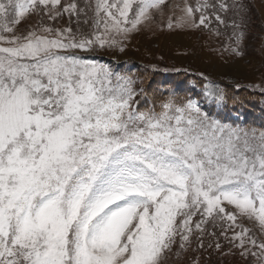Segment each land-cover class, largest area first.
Instances as JSON below:
<instances>
[{
    "label": "snow or ice",
    "instance_id": "6c2138e0",
    "mask_svg": "<svg viewBox=\"0 0 264 264\" xmlns=\"http://www.w3.org/2000/svg\"><path fill=\"white\" fill-rule=\"evenodd\" d=\"M250 27L246 0H0V264H264V127L101 59L196 32L242 59Z\"/></svg>",
    "mask_w": 264,
    "mask_h": 264
},
{
    "label": "rangeland",
    "instance_id": "374dc122",
    "mask_svg": "<svg viewBox=\"0 0 264 264\" xmlns=\"http://www.w3.org/2000/svg\"><path fill=\"white\" fill-rule=\"evenodd\" d=\"M250 8L251 27L249 39L245 44L246 55L234 58L227 53L224 56L212 51L219 47L223 38L208 41L207 35L196 33H144L133 38L128 50L121 55L104 54L102 62L125 71L131 70L139 76L140 71L149 70L156 75L157 81L148 79L145 87L149 90L156 86L176 89L198 98L202 107L212 115L226 122L242 123L243 105L226 103L217 106L205 102L202 97L203 85L212 81L222 88V84H237L260 92L258 85L264 84V0H246ZM162 57V59H161ZM156 65L155 68L152 66ZM204 73L208 80H204ZM200 78L198 82L194 79ZM162 82V83H161ZM257 114L261 116L258 110Z\"/></svg>",
    "mask_w": 264,
    "mask_h": 264
},
{
    "label": "trees",
    "instance_id": "16d2710c",
    "mask_svg": "<svg viewBox=\"0 0 264 264\" xmlns=\"http://www.w3.org/2000/svg\"><path fill=\"white\" fill-rule=\"evenodd\" d=\"M139 76H141L144 79L145 83L147 82L148 79L154 81V83L157 81L156 75L152 74L147 69L144 71H140ZM194 80L198 82L200 78H195ZM155 89H159L160 91H162V89L156 86L152 87L151 90H155ZM222 89L224 90V92L228 97L227 100L228 104L243 105L244 107L243 114L244 116H246L244 125L264 127V97L262 98L259 97L260 92L257 93L256 91L251 90L245 86L239 85V87H237V84H226V83L222 84ZM180 94L184 95L185 92H180ZM258 110L261 112V116L257 114Z\"/></svg>",
    "mask_w": 264,
    "mask_h": 264
}]
</instances>
